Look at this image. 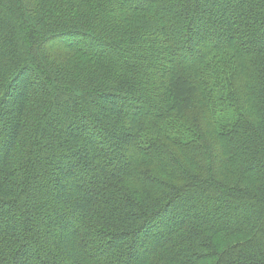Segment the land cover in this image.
Wrapping results in <instances>:
<instances>
[{"label":"trees","instance_id":"obj_1","mask_svg":"<svg viewBox=\"0 0 264 264\" xmlns=\"http://www.w3.org/2000/svg\"><path fill=\"white\" fill-rule=\"evenodd\" d=\"M0 264H264V0H0Z\"/></svg>","mask_w":264,"mask_h":264},{"label":"rangeland","instance_id":"obj_2","mask_svg":"<svg viewBox=\"0 0 264 264\" xmlns=\"http://www.w3.org/2000/svg\"><path fill=\"white\" fill-rule=\"evenodd\" d=\"M78 40V41H77ZM74 46H83V44L81 43V41L79 39H76L75 42H73Z\"/></svg>","mask_w":264,"mask_h":264}]
</instances>
